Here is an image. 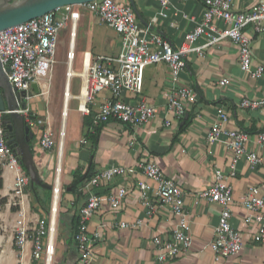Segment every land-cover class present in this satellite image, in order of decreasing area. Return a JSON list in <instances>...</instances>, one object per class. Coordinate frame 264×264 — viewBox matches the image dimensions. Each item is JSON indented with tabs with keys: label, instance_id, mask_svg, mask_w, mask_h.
<instances>
[{
	"label": "built area",
	"instance_id": "built-area-1",
	"mask_svg": "<svg viewBox=\"0 0 264 264\" xmlns=\"http://www.w3.org/2000/svg\"><path fill=\"white\" fill-rule=\"evenodd\" d=\"M157 1L160 5L159 14L166 17V9L172 0ZM201 1L203 12L200 20L184 34L178 46L172 45L162 35L150 31L148 26L141 24L128 1L90 0L68 4L1 29L2 66L18 96L19 103L25 102L24 106L18 108L24 122L30 129L42 126L39 140L41 148L51 150L55 145L54 135L50 125H44V118L37 115L28 105V99L32 96H29L27 91L31 89L33 82L38 83L40 92L44 91L42 84L51 79L56 63L60 32L68 25L67 86L70 91L72 77L75 75L80 77V90L77 94L70 92V97L78 99L77 110L83 115H89L93 125L109 120H116L127 125H141L151 121L160 111L163 113L164 126L170 125L173 119H182L187 111L188 101L194 95L192 87L181 81L187 56L193 52L201 54L204 47L223 39H229L236 45L240 69L252 76H260L263 67L261 65L254 69L251 67V40L252 34L264 33V0H255L250 7L242 10L235 9L232 0ZM81 9L94 12L101 22L118 32L121 48L115 54L93 55L89 51H84L81 70H75L73 68L74 38ZM218 19L223 21L222 26L216 24ZM247 28H250V33L247 32ZM199 37L204 38L202 44H196ZM160 61L167 63L170 72V86L164 93L165 101L162 106L149 103L143 98L134 102L124 100L122 95L125 92L136 93L140 90L142 69ZM221 81L228 80L222 78ZM101 92H105L103 100L98 103L96 109H92L91 104L95 101L96 95ZM240 104L244 107L259 108L264 105V97H243ZM8 112L7 109L0 110V163L5 170H10L14 175L12 186L6 192L12 191L14 196L20 198L17 202L19 211L16 219L18 232L16 243L23 249L30 244L33 259H42L43 264H51L55 248L60 195L64 190L57 178L62 173L63 143L59 141L57 144V161L49 215L32 219L27 214L28 192L25 190L29 176L20 164L17 153L7 141L4 118ZM228 116L223 106L216 108V118L212 121L206 135L207 142L224 141L231 150L230 172L240 159H245L251 168L257 167L262 161V156L255 149L249 150L248 144L254 141L257 147H264V130L258 131L253 136L245 129L225 127ZM136 172H141L144 176L136 180V186L139 200L146 207V213L151 215L158 207L168 206L175 218L168 237H161L158 234L152 237L155 259L165 262L185 255L191 249L193 239L190 219L185 207L184 190L176 181L168 177L155 161L140 160L136 166L121 164L105 166L95 171L78 187V191L85 194L73 232V240L78 251V264H93L95 258V243L99 230H90L89 219L103 200L97 188L117 176H133ZM227 177L228 175L219 167H215L212 183L200 190L195 198V202L206 199L219 205L218 221L213 227L208 242L214 261L239 253L244 244L240 231L231 223V204L234 197L233 186ZM148 192L153 193L156 205L149 198ZM125 195V187L120 186L116 192L108 193L106 199L112 208H116ZM55 199L57 204L53 207ZM239 202L246 209L245 221L254 225L253 241L264 243V195L259 187L251 185L246 188L240 194ZM143 223V219L138 217L133 220H119L117 224L121 228H136ZM19 264L23 263L20 261Z\"/></svg>",
	"mask_w": 264,
	"mask_h": 264
},
{
	"label": "crops",
	"instance_id": "crops-1",
	"mask_svg": "<svg viewBox=\"0 0 264 264\" xmlns=\"http://www.w3.org/2000/svg\"><path fill=\"white\" fill-rule=\"evenodd\" d=\"M133 1L146 22V24L141 22L137 17L141 24L148 26L150 31L159 33L174 46L182 42L184 34L200 20L203 12L201 0H172L166 9V17L159 14L160 5L157 0ZM232 1L237 10L246 9L255 2V0ZM216 24L222 26L223 21L218 19ZM76 29L74 51L75 58L77 57L80 63L84 51H89L93 55L115 54L121 48L120 34L101 22L94 12L81 9ZM246 30L250 33V28ZM85 33L87 44L84 42ZM203 42V37L196 40V44ZM251 54V67L253 69L258 65L263 67L260 76H252L240 69L237 47L229 39L204 47L201 54L193 52L187 56L181 81L192 87L194 95L188 101L187 117H183L186 119L190 116L191 120L183 130L179 129L182 119H173L170 125L164 126L163 113L160 111L151 121L141 125H127L109 120L102 124L96 133V140L93 141L86 133H95V125L89 115H83L77 110L76 104L68 105L66 119L59 126L60 107L57 104L52 106L53 102H49L43 96L44 91L28 99L29 102L42 96L45 110L30 107L37 115L46 117V123L49 122L53 127L60 129L64 127L61 165L63 173L65 155L66 177L62 179V173L59 175L62 187L72 180L76 169L84 172L90 163L95 172L108 165L136 166L140 160H153L185 192V207L193 239L191 249L185 255L159 262L155 259L152 237L154 234L161 237L170 235L175 218L169 207L160 206L151 215L146 213V207L139 200L136 186V180L144 178L141 172H136L133 176H117L110 182L101 184L97 192L103 200L89 219L90 230H99L93 264H264V243L253 241L254 225L245 221L246 209L239 202L240 194L251 185H257L264 195V147H257L254 141H251L248 149L257 150L262 156V161L257 167L251 168L245 159H240L230 172L231 150L224 141L208 143L206 140L210 125L216 118L218 106H223L229 114L225 127L245 129L253 136L264 130V105L251 108L240 104L243 97H264V33L252 34ZM169 78L170 72L166 62L149 64L142 69L140 90L136 93L125 92L122 98L131 102L143 98L161 107L165 101L164 93L170 86ZM222 78H227L228 81L222 82ZM104 95L105 92L96 95L95 101L91 104L92 109L97 108ZM72 115H76V132L70 125V121L74 120ZM41 128L42 126L31 128L30 149L39 174L45 182L53 184L57 147L55 144L51 150L41 148L39 142ZM215 167H219L228 175L227 179L233 186L231 223L240 231L244 241L239 253L217 261L213 259L208 242L218 221L219 205L206 199L195 202L198 192L212 183ZM2 179V194H5L12 186L14 175L10 170L3 168ZM120 186L125 187L126 195L118 207L112 208L106 196L110 192H116ZM148 195L156 205L153 193L148 192ZM84 199L83 193L78 196L67 191L60 195L61 204L59 201L57 216L59 231L55 236L51 264H78V251L70 235V225L72 217L78 213ZM30 200H34L32 196L28 198L27 207V214L32 219L48 217L49 209L45 211L35 200L32 203ZM52 205L56 206L54 202ZM48 207L50 208V204ZM138 217L144 222L140 227L121 228L117 224L119 220H133ZM30 250L31 247L28 245L24 249V256L29 257ZM35 261L43 264V261L36 259Z\"/></svg>",
	"mask_w": 264,
	"mask_h": 264
},
{
	"label": "rangeland",
	"instance_id": "rangeland-1",
	"mask_svg": "<svg viewBox=\"0 0 264 264\" xmlns=\"http://www.w3.org/2000/svg\"><path fill=\"white\" fill-rule=\"evenodd\" d=\"M68 31H69V25L62 28L60 32V38L58 39L57 44V50H56V63L53 68V72L51 75V79L48 80L47 83L42 84L43 90L47 86L49 91L48 95H44L45 98L49 100V102H53L52 106L57 104L60 107L59 112V126L60 124L66 119V115L63 117L62 115V109H63V92L66 84V71H67V57H66V51H67V44H68ZM85 39L84 42L87 44V33H85ZM73 68L75 70H81V63L78 62L77 57L75 58V63L73 65ZM79 84H80V77L75 75L72 77V81L70 84V92L72 94H77L79 91ZM42 97V96H41ZM33 98L28 102V105L31 107H34L37 110H45V103L42 98ZM50 98V99H49ZM78 99L75 97H70L67 103L71 106V104H76L77 107ZM47 108V105H46ZM68 109V108H67ZM41 117V116H40ZM74 117V118H73ZM44 118V124L50 125L45 122L46 117ZM72 118L74 120L70 121V125H72L74 132H76V115H72ZM64 125H62L63 127ZM52 131H53V137L55 140V144L57 147V144L60 140V138H63L60 134V127H53V125H50ZM64 128V127H63ZM64 135V134H63ZM66 156L63 157V173H62V179L66 177ZM56 165V164H55ZM0 169L3 170L2 163H0ZM53 173L55 175V166L53 168ZM53 175V176H54ZM30 181V179H29ZM37 191L39 194L43 196V198H47V195H50V192H47L44 190L43 187L38 185ZM26 192H28V198L32 196L31 189L29 187V182L25 187ZM3 192V185L0 188V264H19L21 261L23 264H38L36 263L35 259H33V256L30 254L29 257L24 256V249L21 248L16 243L17 238V226H16V219L19 211V205L17 204L18 200L20 199L18 196H14V192L5 193ZM52 194V191H51ZM14 196V197H13ZM52 198V197H51ZM47 201V200H46ZM32 203L33 201L30 200ZM51 204V203H50ZM59 219H57L56 223V235L59 231L58 229ZM30 245V244H29ZM31 247V245H30ZM32 249V247H31ZM31 251V250H30ZM31 253V252H30ZM40 262L43 261L42 259H39Z\"/></svg>",
	"mask_w": 264,
	"mask_h": 264
},
{
	"label": "water",
	"instance_id": "water-1",
	"mask_svg": "<svg viewBox=\"0 0 264 264\" xmlns=\"http://www.w3.org/2000/svg\"><path fill=\"white\" fill-rule=\"evenodd\" d=\"M87 1L90 0H0V30L42 15L57 7ZM129 2L139 20L146 24L136 9L134 1L129 0ZM39 92L38 83L33 82L27 94L33 96ZM24 105L25 102L19 103L18 96L15 94L0 60V110L7 109L9 111L6 115L7 117L5 116L4 118L7 141L17 153L20 164L27 170L30 183H36L43 188L51 189L53 184L42 181L34 163L29 144L32 130L24 122L22 114L18 111L19 106ZM184 117H187V113H185Z\"/></svg>",
	"mask_w": 264,
	"mask_h": 264
},
{
	"label": "trees",
	"instance_id": "trees-1",
	"mask_svg": "<svg viewBox=\"0 0 264 264\" xmlns=\"http://www.w3.org/2000/svg\"><path fill=\"white\" fill-rule=\"evenodd\" d=\"M182 120H183V122L179 125V129L180 130H183L189 124L191 118H190V116H188V118H186V119L182 118ZM102 124L103 123L98 124V125H95L94 126L95 127L94 128L95 133H86V136H89L90 138L93 139V141H95L96 140V137H97L96 133H98V131L102 127ZM23 168L25 169L24 166H23ZM37 171H38V169H37ZM26 172H27V170H26ZM38 173H39V171H38ZM93 173H94V171L92 170V163L89 164L88 168L84 172H80V171H78L76 169L75 172L73 173L72 180L63 187L64 190L61 192V195H62V193L69 191V192H73V193L77 194L78 196L79 195L81 196L82 192L78 191V187L83 183V181L85 179L89 178ZM39 176L41 177L40 174H39ZM41 179H42V181H45L42 177H41ZM2 185H3L2 169H0V188L2 187ZM29 187H30L31 192H32V199H34L36 201V203L40 207H42L45 211H48V209H49L48 206H49L50 200H51V189H47V188L44 189L45 191L50 192V195H47L46 196L47 198L44 199L45 200V202H44L42 196L37 191V188L36 187H38V184H36V183H33L32 184L29 181ZM34 200H33V202H34ZM60 204H61V201H60ZM62 211H64V210H61V212ZM77 219H78V213H76L72 217V220H71L70 235L72 236V238H73V232L75 230V225H76Z\"/></svg>",
	"mask_w": 264,
	"mask_h": 264
},
{
	"label": "bare ground",
	"instance_id": "bare-ground-1",
	"mask_svg": "<svg viewBox=\"0 0 264 264\" xmlns=\"http://www.w3.org/2000/svg\"><path fill=\"white\" fill-rule=\"evenodd\" d=\"M66 76H67V74H66ZM49 89H48V87L46 86L45 88H44V94L45 95H47L48 93H49ZM44 96V95H43ZM69 97H70V91H69V87L67 86V79H66V84H65V88H64V92H63V109H62V115H63V117L66 115V113H67V103H68V100H69ZM64 134V129L62 128L61 129V131H60V134ZM60 142L62 141V138H60V140H59ZM63 142V141H62ZM58 178H59V175H58ZM58 183H56V185H57ZM57 204V199H55L54 200V205H56ZM53 207H55V206H53ZM57 228V227H56ZM54 230V229H53ZM52 234H53V232H52Z\"/></svg>",
	"mask_w": 264,
	"mask_h": 264
}]
</instances>
